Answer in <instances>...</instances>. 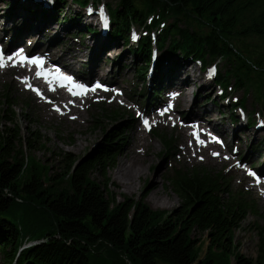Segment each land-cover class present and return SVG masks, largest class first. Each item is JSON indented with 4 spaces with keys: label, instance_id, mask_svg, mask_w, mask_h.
<instances>
[{
    "label": "trees",
    "instance_id": "trees-1",
    "mask_svg": "<svg viewBox=\"0 0 264 264\" xmlns=\"http://www.w3.org/2000/svg\"><path fill=\"white\" fill-rule=\"evenodd\" d=\"M53 1L56 17L76 18L73 10L69 17L67 10L63 14L69 0ZM71 2L81 9L92 4L99 28L106 26L141 61L135 70L139 79L147 73L156 45L159 71L173 57L203 70L221 61L226 69L217 73L215 84L226 91L234 81L244 90L233 110L243 108L250 94L264 105V0H120L117 8L98 6L100 0ZM13 3L31 15H46L36 0ZM135 26L144 35L137 36ZM5 96L0 98L4 108L17 106ZM128 130L118 125L95 152L81 159L66 157L60 177L35 156L46 148L38 133L28 129L23 135L19 128L0 132V253L8 264H264V233L257 260L232 245L236 229L254 210L240 195L228 192L220 175L203 168L176 171L170 182L182 204L173 212L154 211L129 199L112 201L93 175L110 181L117 141ZM225 195L230 198L225 200ZM197 230L210 240L204 258L201 241L193 236Z\"/></svg>",
    "mask_w": 264,
    "mask_h": 264
},
{
    "label": "rangeland",
    "instance_id": "rangeland-1",
    "mask_svg": "<svg viewBox=\"0 0 264 264\" xmlns=\"http://www.w3.org/2000/svg\"><path fill=\"white\" fill-rule=\"evenodd\" d=\"M119 1L100 0L98 6L104 7L108 5L109 8H117ZM53 2L55 1L51 0L50 3L53 4ZM38 3H40L43 8L42 12L45 11L46 15H43L44 13L41 12L31 15L30 12L26 11V8L19 7L16 3L11 4V0H0V16L8 19V17L12 18L14 14L25 15L27 16L26 18L34 19L35 23L42 21L44 23L52 22L55 26V31L60 29L62 31L65 28V35L55 42L56 50L49 54L52 60L55 59L57 54L70 50L72 54L75 52L79 58H82L80 62H77L79 67L81 65L87 67L88 64L85 63L87 58L84 56L86 48L89 49L93 43L98 45V51L104 52L100 64L103 65L106 72L113 71L111 75L115 76V82L113 81L114 84H111L108 82V80L112 82L110 77L106 81L100 75L92 80H101L105 82L104 84L109 83L117 89V92L115 94L113 89L110 93L99 92L87 98H80L78 102L72 104L76 105L80 101L82 102L78 107L82 118L79 117L76 111L72 110V113L68 114L67 119H63L61 113L70 111L71 108L68 102L72 101L65 98L61 106L59 104L55 105L57 103L51 105L47 99L38 98L34 94L32 87L30 89L26 88V84L23 81L26 79L24 75L27 74L20 72L19 69H0V98L7 95L12 102L14 101L17 104V106L4 108L2 103H0V109L8 110L7 112H0V132L3 133L6 129L19 128L23 135L26 134L28 129H32L33 132L38 133L39 136L44 138L46 148L37 150L35 156L39 161L49 164L52 175L60 177L64 171L63 168L66 166V157L81 159L95 152L109 131L115 129L118 125H125L129 129L127 131L128 134L123 137V140L117 141L119 153L116 166L108 173L110 181H107L98 173L93 175L94 179L101 182L106 195L115 203H122L126 199H129L130 202L139 201L141 207L147 205L154 211L173 212L182 204L181 199L174 190L173 184L170 182L176 171L203 168L214 176L220 175L226 181L225 185H227L228 192L240 195L246 201V204L251 205L255 211L248 215L244 222L241 223L240 228L236 229L232 245L238 248L240 254L249 259L257 260L260 254L261 234L264 233V217L260 216L264 214V198L261 197V195L264 196V185L260 187L254 186L256 182L253 176L249 174V170H255L256 173L257 169L264 171V147L256 141L253 135L255 124L263 125L264 131V105H259L254 95L250 94L245 106L234 111L233 106L244 96V90L236 88L234 86L235 82L231 81L230 88L226 91L222 90V96H220L219 90L221 87L219 88L213 81L214 75L208 72V69L203 70L198 64L192 65L183 60L182 57H173L169 61H166L161 65L162 70L159 71L157 67L159 49L156 45L152 48L153 57L148 71L143 79H139L135 70L141 61L137 60V57L130 53L129 47H125L119 40H114L103 27L97 30L95 23L88 19V9L92 8V4H89L86 9H81L69 0L70 8H64L62 10L63 14L67 10V17H69L72 14L71 10H73L75 15H77L75 18L77 20L65 21L63 20L64 15L60 14L58 15L60 18H58L52 12V4L49 7L43 0H40ZM58 7H60L61 11L64 5L60 3ZM11 8H13L12 11ZM52 14L54 15V19L51 18ZM171 22L172 20L169 21V23ZM85 26H90L93 30L96 29L97 32H89L84 29ZM133 29L138 32L137 36L139 34L144 35L142 28L135 26ZM99 35H104L106 39H103V42H98L100 40ZM18 45H26V43L14 44L12 48H16ZM32 48L36 52H42L37 47ZM114 48L118 51L114 52ZM60 64L64 65L63 63ZM181 64H185L188 67L187 71L196 69V71L192 70L190 73L192 76H198L194 84L190 83L185 86L182 81L186 77L184 75H177L178 71L183 67H180ZM209 66H216L217 73L224 72L226 69V65L221 61ZM84 67L81 68L82 70L74 67V70L84 79H89L91 76L85 71ZM161 72L162 74L159 75L158 73ZM29 75L35 79L33 73ZM173 75L176 76L174 87H179V91L189 86L187 89V91H190L188 94L189 101L193 100L194 102L195 100L194 103L198 109L204 108L206 110L208 108L212 111L213 116L208 117V122L218 119L224 120L227 124L229 131L226 134H217L216 131H212L205 126L201 127L202 129L200 130L202 134L208 131L209 135H211L210 140L218 139L220 144H216L219 150L210 148V152L207 155L206 150L201 148L203 145L197 144L198 142L195 139L197 131L194 132V138L192 137V133L190 137H185L186 133L182 132V127L186 126L188 122L185 120L186 116H184L182 109L189 103L183 100L176 104V109L172 116L173 119H162L159 124H156L152 120L151 130L148 132L145 130L142 125V119L145 116L139 118V112L145 108L146 102L159 100L157 92L164 88L165 77H172ZM203 76H207L211 83L210 87L206 90H201V79ZM147 81L151 82L150 85H148ZM35 85L33 84V86ZM113 99L116 102H112ZM164 106H167L166 103ZM115 113H117V119L114 117ZM47 114H55L56 117L51 118ZM154 115H157L154 109L150 110L149 114H146L149 118ZM11 119L13 120L10 122ZM74 119H78L77 123H75L78 125L76 128L71 129V127L65 126L68 120ZM244 119L247 120V123L243 122ZM191 120L192 122L190 123L193 127H197L198 124L201 125L203 122L196 118ZM237 125H241V129L235 133L232 129ZM135 127L141 129V133L147 141L146 150L151 151V155L149 157H142L143 161L141 165L146 175L136 181V190L130 192L129 188L123 185L116 177V171L122 163H125L127 168H132L128 159H123V152ZM262 134L264 137V133ZM162 139H165L167 144H163ZM184 147L201 152L191 159L181 153ZM220 151L225 153L226 159L231 158L230 164H227L223 158L216 156L220 154ZM207 156L215 158L213 159L214 162L206 161L205 158ZM235 169L240 171L236 172ZM156 175H161L160 183L163 186L158 192L160 200L167 198L172 203L171 205L156 207L150 201L152 178ZM224 198L227 200L230 197L225 195ZM193 236L196 241H201L200 256L204 258L206 249L210 244L208 234H203L197 230ZM28 246L29 244H26L23 248ZM0 264H8L1 253Z\"/></svg>",
    "mask_w": 264,
    "mask_h": 264
},
{
    "label": "bare ground",
    "instance_id": "bare-ground-1",
    "mask_svg": "<svg viewBox=\"0 0 264 264\" xmlns=\"http://www.w3.org/2000/svg\"><path fill=\"white\" fill-rule=\"evenodd\" d=\"M43 1L49 7L52 4L50 3L51 0H43ZM52 8H53V4H52ZM52 12L54 13V11ZM26 17L27 16L25 15L20 16V15L14 14L12 18L8 17V19H4L2 18V16H0V40L3 43H5L8 47H12L14 46V44L25 42L27 46L39 48V50L44 52V54H47V55L51 54L54 50H56L55 42L57 41V39L65 35L66 29L63 28L62 31L61 29L58 31H55V26L50 21L45 22V23L44 21L35 23L34 19L26 18ZM88 19L92 20L95 23V26L97 27V29L99 28L101 21L98 18L96 12L93 11L92 9H89ZM99 36H100V40H98V42H103V39H106L104 35H99ZM100 47H99V50H100ZM114 49H115L114 52L118 51L116 48ZM71 54H72L71 51L68 50L67 52L57 54V56H55V59L53 60L57 61L59 64L63 63L67 69L65 71L75 72L74 67H78L80 68V70H82L81 68L84 67V65H81L79 67V64L77 63V62H80L82 58H79V56L75 52L72 55ZM103 55H104V52H99L98 45H95L94 43L91 45L89 49L86 48V52L84 56L87 58L85 60V63L88 64V66L84 68H85V71L89 73L91 77L89 79H84L80 74H76V77L78 79L86 81V80L94 79L100 75L106 81L108 80L107 78L110 77L112 82L109 80L108 82L111 84H114L113 81L115 82V76L113 77L111 75L113 71L106 72L104 70L103 65L100 64L103 58ZM180 67H181V70L178 71L177 75L178 76L184 75V77H186V79L182 81L183 84L185 86L190 83L194 84L196 80L198 79V76L196 75L192 76L190 73L192 70L196 71V69L194 68V69H191L190 71H187L188 67H186L185 64H181ZM24 73L27 74L30 81L35 82V79L33 78V76L29 75L27 72H24ZM120 77L122 76L120 75ZM206 77L207 76H203L201 79V82H202L201 90H206L211 85L210 80H208ZM175 79H176L175 75H173L172 77H165L164 88L157 92L158 99L162 101L172 100L173 102L176 101L177 103L180 102L181 100L188 102L189 104H187L186 107L182 109L184 116H186L185 120L190 124L189 125L187 123L186 126L182 127L183 128L182 132L186 133L185 137H190L192 133V137L194 138V132L197 131V135L195 136V139L196 141L199 139L204 140L203 147L201 148H204L206 150L207 155L210 152V148L219 150L218 145L215 142L210 140L211 138L210 135L202 134V131L200 130L202 129L201 127L205 126V127L210 128V130L212 131H217L220 134H226L229 131L227 124L224 122V120H218V119L211 120L208 122L207 121L209 120L208 117L213 116V114L211 113L212 111L208 108H206V110H204V108L198 109V107L194 103L195 100L194 102L193 100L189 101L188 94L190 93V91H187L189 86L182 88L178 92V95H176V97H173L174 93L171 94V90L175 85ZM147 83L148 85H150L151 82L147 81ZM62 99H65V98H62ZM74 102H78V101L74 100ZM112 102H116V100L113 99ZM81 104H82L81 101L76 105L71 104L70 105L71 109L69 112L61 113L62 118L67 119L68 114L72 113L71 112L72 110L76 111L79 117L82 118L81 112L78 110V107ZM47 115L51 118L56 117L55 114H47ZM194 118L200 119L203 121L198 128L195 126L193 127L192 124L190 123L192 122L191 119H194ZM77 121L78 119L68 120L65 126L71 127V129H74L78 126L77 124H75L77 123ZM243 122L247 123V120L244 119ZM241 124L243 123L241 122ZM254 127L255 128L253 131V135L255 136L256 141L261 143V146L264 147V137L262 134L264 133L263 125L261 126V125L255 124ZM240 129H241V125L239 126L237 125L236 127L232 129V131L237 133ZM146 145H147V141H146V138L143 137L141 133V129L139 127H135L133 134L126 145V149L123 152V159H128V161L130 162V167L132 168L129 169L127 168L125 163H122L120 164V166L118 167L116 171V177L122 182L123 185H126L129 188L130 192H134L136 190L137 188L136 181L146 175V172L141 165L143 161L142 157H149V155H151V151L146 150ZM199 152L201 151H198V150L195 151L193 149H188L184 147L181 153L184 154L186 157L193 159V156H196V154H198ZM216 156L223 158L227 164L228 163L230 164L232 161L231 158L226 159L225 153L222 151H220V154H217ZM213 159L215 158H212L210 156L209 157L207 156L205 158V160L208 162H214ZM235 171L239 172L240 170L235 169ZM160 177L161 175L159 176L156 175L152 178L153 179V183L151 186L152 193L149 197H150V201L153 203L154 206L165 207L169 204L171 205L172 203H170V201H168L167 198H165L164 200H160L161 198L159 197L158 192L160 191L161 187L163 188V186L160 183ZM256 185L257 184L254 183V186ZM259 186H256V187H259Z\"/></svg>",
    "mask_w": 264,
    "mask_h": 264
},
{
    "label": "snow or ice",
    "instance_id": "snow-or-ice-1",
    "mask_svg": "<svg viewBox=\"0 0 264 264\" xmlns=\"http://www.w3.org/2000/svg\"><path fill=\"white\" fill-rule=\"evenodd\" d=\"M101 15H103V10L101 9ZM213 72L215 71L214 69L212 70ZM38 75H39V73H38ZM75 94V93H74ZM145 122V124H147L148 122L145 120L144 121Z\"/></svg>",
    "mask_w": 264,
    "mask_h": 264
}]
</instances>
